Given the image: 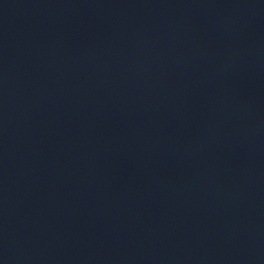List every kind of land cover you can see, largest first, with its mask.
Segmentation results:
<instances>
[{
    "label": "water",
    "instance_id": "obj_1",
    "mask_svg": "<svg viewBox=\"0 0 264 264\" xmlns=\"http://www.w3.org/2000/svg\"><path fill=\"white\" fill-rule=\"evenodd\" d=\"M0 264H264V0H0Z\"/></svg>",
    "mask_w": 264,
    "mask_h": 264
}]
</instances>
